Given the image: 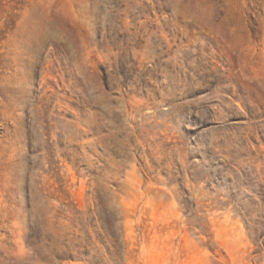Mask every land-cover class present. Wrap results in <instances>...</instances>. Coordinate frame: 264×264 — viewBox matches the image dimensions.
<instances>
[{
	"label": "rangeland",
	"instance_id": "rangeland-1",
	"mask_svg": "<svg viewBox=\"0 0 264 264\" xmlns=\"http://www.w3.org/2000/svg\"><path fill=\"white\" fill-rule=\"evenodd\" d=\"M0 264H264V0H0Z\"/></svg>",
	"mask_w": 264,
	"mask_h": 264
}]
</instances>
